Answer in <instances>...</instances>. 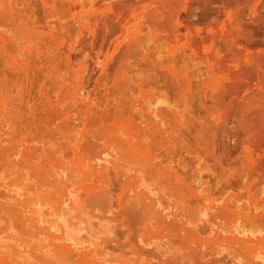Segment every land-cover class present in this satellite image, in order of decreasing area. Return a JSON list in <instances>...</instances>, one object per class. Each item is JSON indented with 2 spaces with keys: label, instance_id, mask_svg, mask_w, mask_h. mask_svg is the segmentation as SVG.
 Returning <instances> with one entry per match:
<instances>
[{
  "label": "rangeland",
  "instance_id": "obj_1",
  "mask_svg": "<svg viewBox=\"0 0 264 264\" xmlns=\"http://www.w3.org/2000/svg\"><path fill=\"white\" fill-rule=\"evenodd\" d=\"M0 264H264V0H0Z\"/></svg>",
  "mask_w": 264,
  "mask_h": 264
}]
</instances>
